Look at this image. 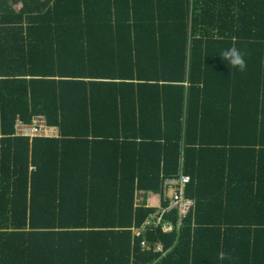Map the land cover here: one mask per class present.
<instances>
[{
  "label": "trees",
  "instance_id": "16d2710c",
  "mask_svg": "<svg viewBox=\"0 0 264 264\" xmlns=\"http://www.w3.org/2000/svg\"><path fill=\"white\" fill-rule=\"evenodd\" d=\"M0 264H264V0H0Z\"/></svg>",
  "mask_w": 264,
  "mask_h": 264
},
{
  "label": "built area",
  "instance_id": "2783aa9c",
  "mask_svg": "<svg viewBox=\"0 0 264 264\" xmlns=\"http://www.w3.org/2000/svg\"><path fill=\"white\" fill-rule=\"evenodd\" d=\"M16 133L17 136L36 139L39 137H55L58 133L57 130L49 128L46 123V119L43 117L36 118L32 125H28L24 120L18 118L16 123ZM189 181V177L181 175L177 180H167L165 182V188L163 191L164 200L169 199V208L163 209L161 214L157 217L155 224L160 225L163 219V215L169 209H177L178 221L177 230L181 226L182 221L185 219L190 208L195 206L194 201L187 198L184 195V185ZM169 190L171 195H169ZM162 232L169 234L173 231V226L170 223H165L162 225ZM139 236V232L137 233ZM161 249V246L158 247Z\"/></svg>",
  "mask_w": 264,
  "mask_h": 264
},
{
  "label": "clouds",
  "instance_id": "9594fccd",
  "mask_svg": "<svg viewBox=\"0 0 264 264\" xmlns=\"http://www.w3.org/2000/svg\"><path fill=\"white\" fill-rule=\"evenodd\" d=\"M221 56L224 61H227L232 67L237 68L239 71L243 72L247 69L244 54L235 46L223 50ZM217 259L223 261L225 259H230V257L225 252L220 251L217 254Z\"/></svg>",
  "mask_w": 264,
  "mask_h": 264
},
{
  "label": "crops",
  "instance_id": "0c3cea01",
  "mask_svg": "<svg viewBox=\"0 0 264 264\" xmlns=\"http://www.w3.org/2000/svg\"><path fill=\"white\" fill-rule=\"evenodd\" d=\"M21 8L20 5H17L15 7L16 11H19V9ZM144 202H146L148 205H160L161 201L157 200L155 198V196H153L152 194H145L143 191H138L136 194V203L138 205L143 204Z\"/></svg>",
  "mask_w": 264,
  "mask_h": 264
},
{
  "label": "rangeland",
  "instance_id": "374dc122",
  "mask_svg": "<svg viewBox=\"0 0 264 264\" xmlns=\"http://www.w3.org/2000/svg\"><path fill=\"white\" fill-rule=\"evenodd\" d=\"M169 195H171V191L169 190Z\"/></svg>",
  "mask_w": 264,
  "mask_h": 264
}]
</instances>
